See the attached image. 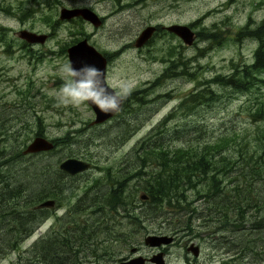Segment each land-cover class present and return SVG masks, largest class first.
Segmentation results:
<instances>
[{
  "label": "rangeland",
  "instance_id": "rangeland-1",
  "mask_svg": "<svg viewBox=\"0 0 264 264\" xmlns=\"http://www.w3.org/2000/svg\"><path fill=\"white\" fill-rule=\"evenodd\" d=\"M62 8H88L102 20V25L94 28L80 18L62 21ZM263 20L264 0H0V200H4L0 208L7 205L22 212L34 206L41 193L57 186V164L83 155L92 169L78 178L72 203L109 167L123 169V177L129 179V193L140 189L142 180L137 179L136 172L142 160L152 165L154 159L146 152L157 146L167 151L179 147L200 150L205 143L220 140L221 154L232 162L240 163L245 150L250 151L248 154L258 151L264 160L257 148L258 132L264 122L253 116L254 110L264 105V84L241 93L210 83L217 75L229 77L253 62L257 42L243 37V31L246 27L255 29ZM174 24L191 28V45L165 30ZM148 26L155 27V33L148 43L135 48L136 38ZM22 30L46 35L47 39L43 44H28L18 37ZM210 34L215 36L214 41L207 38ZM83 39L107 57V83L122 84L127 91L125 106L99 125H91L94 113L88 104L80 108L63 106L57 96L63 83L61 68L69 64L65 50L73 40ZM199 90L204 92L201 102L180 107L185 98ZM153 130L157 133L152 134ZM164 131V143L157 145L155 137ZM37 136L52 142L55 149L23 155ZM149 136L153 137L146 140ZM90 137L95 141L87 147ZM218 157L214 161H219ZM230 175L233 184L235 177L240 182L250 181L247 171L242 176L235 169ZM116 178L122 179V174L116 173ZM198 190L204 189L198 186ZM140 194L139 190L137 195ZM187 195L189 210L195 207L206 215L210 202L199 199L195 190H189ZM129 201L138 211L148 208L139 197ZM63 211H51V218L21 243L20 251L50 232ZM254 213L253 209L247 210L246 221H236L232 225L235 232L226 231V244L218 240L219 231L211 222L193 214L191 232L178 233L177 241H193L199 247L197 264H264L258 253L264 248V232L253 227L258 220ZM145 214L142 227L147 229V235H157L168 228L169 222L185 226L189 215L170 208L155 217L151 211ZM263 216L264 209L259 218ZM144 237L139 238L141 244ZM240 238L246 243H239ZM248 246L253 251L242 253ZM165 249L169 254L166 264H187L186 259L190 260L185 248L175 242ZM131 250L123 256L150 257L154 252L143 245L138 253ZM16 255L9 254L0 264H10ZM90 262L94 263L91 258L85 260V264Z\"/></svg>",
  "mask_w": 264,
  "mask_h": 264
},
{
  "label": "trees",
  "instance_id": "trees-1",
  "mask_svg": "<svg viewBox=\"0 0 264 264\" xmlns=\"http://www.w3.org/2000/svg\"><path fill=\"white\" fill-rule=\"evenodd\" d=\"M243 33V37L257 42V48L253 53V62L250 65H244L241 70H237L229 77L217 75L211 79L210 83L247 93L258 84H264V20L253 30L246 27ZM207 38L214 41L215 36L210 34ZM77 42L78 40H73L70 46ZM209 93L212 92L209 91ZM203 94V90H199L189 95L182 101L180 107L188 108L201 102ZM124 106L125 99L122 107ZM253 116L255 120L264 122V105L256 108ZM155 133H157L156 130H153L152 134ZM165 133L164 131V133L156 135L154 142L157 145L164 143ZM152 137L149 136L146 140ZM88 140L87 147H90L95 140L93 137ZM153 140L154 138L150 142ZM257 142L259 145L257 148L261 149L264 156V126L258 132ZM167 149L168 151L157 146L146 152L149 158L154 159V162L148 166L144 160L141 161L136 176L137 179L142 180V186L130 193L128 192L129 179L125 180V176L123 177V169L113 170L112 167L106 169L100 179L83 191L82 196L73 206L75 226L70 227L73 228L63 227L61 232L53 229L47 237L35 241L24 251H20V245L25 238L33 233L34 224L20 222L19 225L5 226L0 221V262L15 252L17 255L11 264H85V260L90 258L97 264L101 263L100 260L113 262L120 257H125L123 256L124 252L141 245L139 238L147 236V229L142 227L145 213L151 211L155 217L162 214L163 211H167V208L179 214L189 213L185 226L169 222L168 228L162 229L157 235H168L169 232L174 234L191 232L192 215L196 214L198 215H195L196 218L211 222L213 229L216 232L219 231L218 240L226 244V239H228L226 231L235 232L232 230V225L236 221H246V212L250 209L254 210V218L258 219L254 221L253 227L264 232V216L259 218L264 209L262 195L264 189H261L264 187V160L261 155H258V151H254L252 154H248L250 152L248 150L242 151V160L240 163H236L221 154L223 149L220 140L214 144L205 143V147L200 150L192 147ZM217 155L219 161H214ZM78 158L86 160L87 157L83 155ZM147 168H152V170L148 172ZM235 169H238L242 176H245L247 171L250 181L240 182L241 179L235 177L233 180L236 181V184H233L230 179L231 175L230 177L228 175L232 174ZM116 173L122 174V179L116 178ZM97 184H104L108 186L109 190L106 193H101L99 197L95 188ZM231 184L233 186L227 189ZM198 186L204 190H198ZM139 190L141 194L138 196ZM189 190H195L199 199L210 202L211 206L205 211L206 215L198 213V209L195 207L189 210L187 195ZM141 195L146 196L144 202L146 201L148 208L145 210L142 207L138 211L137 208L129 205V199L135 201L137 197L140 199ZM50 197L56 199L54 190L41 193L36 203ZM1 202L4 203V200H0V205ZM30 213L28 211V214ZM20 214L22 213H16L19 217ZM120 214L121 217L118 216ZM0 217L3 215L1 214ZM122 219H125L127 223ZM59 235L60 238H58ZM239 243L246 242L240 238ZM249 243L250 241L247 242V244ZM245 250L251 252L253 247L248 246L246 249H242V253ZM258 253L264 259V248ZM94 263L90 262V264Z\"/></svg>",
  "mask_w": 264,
  "mask_h": 264
},
{
  "label": "water",
  "instance_id": "water-1",
  "mask_svg": "<svg viewBox=\"0 0 264 264\" xmlns=\"http://www.w3.org/2000/svg\"><path fill=\"white\" fill-rule=\"evenodd\" d=\"M80 18L83 21L91 24L94 28L101 26V19L88 8H62L59 13V19L69 21L71 19ZM156 28L153 26L145 27L134 42L135 48H141L147 41L151 38ZM165 30L171 34L177 36L184 44L191 45L194 39V33L189 26L186 25H170L165 27ZM19 39L25 41L28 44H43L47 36L43 34H36L27 30H22L18 33ZM68 63L72 64L74 68L79 69L84 64L95 65L97 68L103 70L104 76L106 78V60L104 56L98 52L94 47L88 44L87 40L83 39L71 45L66 50ZM123 100L120 103L119 109L115 112L104 114L99 112L94 105L88 104L94 113V120L91 125H99L107 120L111 119L114 115L118 113L121 109ZM54 148V145L49 140L43 137H35L27 145L24 150V154H36L41 152H47ZM59 168L64 172L75 175L90 168L88 162L82 161L80 159L70 158L63 161ZM140 199L142 201L146 200V196L141 195ZM53 205L52 201H45L39 205V208L51 207ZM173 241V237L167 235H147L143 238V245L150 248H158L161 246H166ZM134 251V249L132 250ZM188 251H191L194 256L198 255V249L194 245H190ZM151 263L164 264L161 254L155 255L150 259ZM145 260L141 256L130 258L129 260H124L121 258L118 260L117 264H144Z\"/></svg>",
  "mask_w": 264,
  "mask_h": 264
},
{
  "label": "flooded vegetation",
  "instance_id": "flooded-vegetation-1",
  "mask_svg": "<svg viewBox=\"0 0 264 264\" xmlns=\"http://www.w3.org/2000/svg\"><path fill=\"white\" fill-rule=\"evenodd\" d=\"M104 58L106 60V69H107L108 60H107V57L104 56ZM129 97H131V96H129ZM138 98L141 99V97H138ZM55 147H56V145H54V148L52 150H50V151L36 153V154H24V150H25L24 149L23 150V155H38V154H42V153H48V152L53 151L55 149ZM67 159H70V158H67ZM67 159H64L61 162H59L57 164V167H56L55 171H54V174H55L54 175V181H56L57 186L51 188L49 191H53L54 190L56 199L51 198V197L50 198H46V199H44L43 201H41L39 203L37 202L34 206L29 207L26 211H22V212H19V211L15 210L11 206L5 205V207L3 209L0 208V215L1 214L3 215V217H0V221H2L5 226L11 225V224L19 225L20 222H23V223H26V224L32 223L35 226V228H34V231H35L39 226L44 225L51 218V215H50L51 211L58 210L60 208V210L61 209L64 210L63 213L61 215H59V217L55 218L56 221H55L54 224L51 225L52 228H51L50 232H49V230L46 231L45 233H43V235L39 239H44L45 237H47L51 233V231H53V229H56V231L61 232L63 227L70 228L71 226H75V223H74V221H75L74 212L75 211H74V207L73 206L77 203L79 198H77L73 203H72V200H73V198H74L73 196H74V194H76L78 186H79L78 178L81 175H83L84 173L89 172L90 169H92V166L88 162L90 164V168L87 171H84V172H81V173H78V174H75V175H70V174L64 172L63 170H61L59 168L60 164L63 161L67 160ZM75 159H80V158H75ZM80 160L85 161L83 159H80ZM85 162H87V161H85ZM95 188H96L97 192L99 193L98 196L100 197L101 193H106V190L108 189V186H105L104 184H97V185H95ZM14 190L15 189H13V191ZM10 196H12V195H10ZM45 201H52L53 205L51 207L39 208V205L41 203L45 202ZM2 205H4L3 202H1L0 207ZM28 211H30L31 213L28 214ZM8 213L9 214L12 213V214L9 215ZM16 213H22V214H20V217H19V216L16 215ZM72 228H70V229H72ZM159 235H161V234H159ZM167 236L173 237V241L170 244H173L175 242L176 244H178L180 246V248L181 247L185 248V250H184L185 251V256L188 259H190V260L186 259L187 264H197L196 260L198 259L199 255H200V249H199V247L197 245H195L193 243V241H189V242L186 241V243L182 244V242L177 241V238H176V237H178L177 234H170V235H167ZM27 238H25V240ZM58 238H60V235H59ZM35 241H37V240H35ZM142 245L143 244L139 245L137 248H133L134 251H132L133 250L132 249L131 253H133V254L134 253H138V251H139L138 249H140V247ZM190 245H194L195 247H197V249H198V255L197 256H194V254L191 251H188V248L190 247ZM143 246H145V245H143ZM146 247H148V246H146ZM153 249H154V252L151 254L150 257H145V256H142V255H137V256H141V257L144 258V260H145L144 264H155V263H151L150 259L153 256H155V255L161 254L162 259L164 261V264H166L167 263L166 259H168L169 254L167 253V250L165 249V246H161V247L153 248ZM137 256H135V257H137ZM121 258H124V260H129L130 258H134V257H129V258L120 257V258L116 259L115 261L111 262V264H117L118 260H120ZM70 259H72V258H70ZM62 263H64V262H62Z\"/></svg>",
  "mask_w": 264,
  "mask_h": 264
},
{
  "label": "clouds",
  "instance_id": "clouds-1",
  "mask_svg": "<svg viewBox=\"0 0 264 264\" xmlns=\"http://www.w3.org/2000/svg\"><path fill=\"white\" fill-rule=\"evenodd\" d=\"M63 83L58 91V100L63 106L80 108L94 105L99 112L109 114L119 109L127 91L122 84L110 86L103 70L95 65L84 64L79 69L72 64L61 68ZM118 87L119 91L114 90Z\"/></svg>",
  "mask_w": 264,
  "mask_h": 264
},
{
  "label": "bare ground",
  "instance_id": "bare-ground-1",
  "mask_svg": "<svg viewBox=\"0 0 264 264\" xmlns=\"http://www.w3.org/2000/svg\"><path fill=\"white\" fill-rule=\"evenodd\" d=\"M101 22H102V20H101ZM102 25V24H101ZM151 39V38H150ZM150 39L147 41V43L150 41ZM122 105H123V103H122ZM121 108H122V106H121Z\"/></svg>",
  "mask_w": 264,
  "mask_h": 264
}]
</instances>
